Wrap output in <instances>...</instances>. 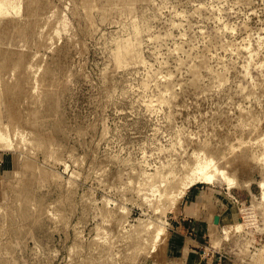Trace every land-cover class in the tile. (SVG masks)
Masks as SVG:
<instances>
[{"label":"rangeland","instance_id":"1","mask_svg":"<svg viewBox=\"0 0 264 264\" xmlns=\"http://www.w3.org/2000/svg\"><path fill=\"white\" fill-rule=\"evenodd\" d=\"M3 3L0 264H153L205 161L255 189L214 249L264 264V0Z\"/></svg>","mask_w":264,"mask_h":264},{"label":"crops","instance_id":"2","mask_svg":"<svg viewBox=\"0 0 264 264\" xmlns=\"http://www.w3.org/2000/svg\"><path fill=\"white\" fill-rule=\"evenodd\" d=\"M254 191L252 184L236 194L228 186H192L170 220L165 247L153 264H225L212 240L228 221L235 199L247 202Z\"/></svg>","mask_w":264,"mask_h":264},{"label":"bare ground","instance_id":"3","mask_svg":"<svg viewBox=\"0 0 264 264\" xmlns=\"http://www.w3.org/2000/svg\"><path fill=\"white\" fill-rule=\"evenodd\" d=\"M3 1H5V0H3ZM3 1H2V3H0V6H2L3 7V4H5V3H3ZM7 2V1H6ZM2 7H0V9H2ZM6 8V7H5ZM10 14V13H9ZM7 15H8V13H7ZM1 131V130H0ZM5 138H8L7 137V135L5 134H2V131L0 132V139H1V141H2V139H3V141H4V139ZM6 142H7V140H6ZM8 142H9V140H8ZM7 142V143H8ZM9 144V143H8ZM4 146V145H3ZM197 165V164H196ZM217 165V164H216ZM217 167V166H216ZM215 167V164H213V162L212 161H205V162H198V165H197V167L194 169L193 168V172L191 171L190 173H191V175H188L187 177H185V181L181 184V187L180 186H178V190L175 188V193L174 194H172L171 195V197H172V207H175L174 205H175V203L177 202V199L178 198H180V197H182L185 193H186V191H187V189H189L190 187H192L193 185H195L196 183H198V182H206V183H212V182H214L216 179H218V178H222V177H224V178H227L226 177V175H225V172H227V171H225V172H223V168H221V170H218V168H216ZM192 169V168H191ZM188 173V172H187ZM227 174V173H226ZM227 176L229 177V176H231V175H228L227 174ZM232 177V176H231ZM184 178V177H183ZM235 178V177H234ZM234 178H233V180H234ZM229 180H231L232 181V178H228ZM237 180V179H236ZM216 181H219V180H216ZM222 181V180H221ZM238 181V180H237ZM263 181V180H262ZM233 182V181H232ZM229 183V182H228ZM236 183H238L239 184V182H233V184H236ZM229 184H231V183H229ZM228 184V185H229ZM237 185V184H236ZM235 185V186H236ZM234 186V185H233ZM238 186V185H237ZM260 186H261V188H262V193H263V198H264V181L263 182H261V184H260ZM180 187V188H179ZM230 187H232V184L230 185ZM174 189V188H173ZM172 190V189H171ZM170 190V192H172ZM177 190V191H176ZM174 192V191H173ZM167 197V196H166ZM170 197V196H169ZM171 205V203L169 204V206ZM159 221V220H158ZM157 224V223H156ZM161 224V223H160ZM160 224H159V227L156 229V233H153V235L155 234V241L157 240L158 241V239H160L161 238V236H162V234H164V231H165V229H164V225H161L160 226ZM149 226H152V224H150ZM148 227V226H147ZM151 229V228H150ZM227 229V228H226ZM231 229V228H230ZM229 230V229H228ZM164 239H165V237H164ZM163 239V240H164ZM154 244V243H153ZM155 244H157L156 242H155ZM154 244V245H155ZM156 249V246H154L153 248H152V251L153 250H155ZM264 257V256H263Z\"/></svg>","mask_w":264,"mask_h":264},{"label":"water","instance_id":"4","mask_svg":"<svg viewBox=\"0 0 264 264\" xmlns=\"http://www.w3.org/2000/svg\"><path fill=\"white\" fill-rule=\"evenodd\" d=\"M215 222L219 223V217L218 216H216Z\"/></svg>","mask_w":264,"mask_h":264}]
</instances>
